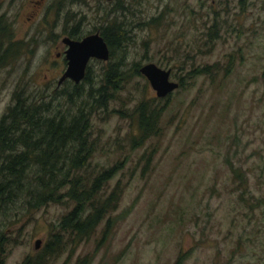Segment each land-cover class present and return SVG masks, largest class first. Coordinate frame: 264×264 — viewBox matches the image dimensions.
Here are the masks:
<instances>
[{"label": "rangeland", "instance_id": "rangeland-1", "mask_svg": "<svg viewBox=\"0 0 264 264\" xmlns=\"http://www.w3.org/2000/svg\"><path fill=\"white\" fill-rule=\"evenodd\" d=\"M239 3L246 12L236 20ZM117 4L128 7L119 22L129 39L108 62L91 61L88 79L97 89L116 62L123 84L91 116L95 150L80 172L92 178L116 165L103 197L118 182L117 207L108 227L106 217L85 241L66 239L46 264H264V0H0L9 35L0 53L13 44L18 51L0 61V119L16 92L30 99L70 92L73 82L57 85L61 39L74 27L82 36L105 27L121 15ZM156 17L159 25L149 23ZM232 26L244 35L236 38ZM147 63L179 83L169 97H156L134 71ZM212 64L218 71L193 75ZM143 99L164 107L160 131L134 146L132 114ZM3 206L0 264H21L41 252L73 202Z\"/></svg>", "mask_w": 264, "mask_h": 264}, {"label": "trees", "instance_id": "trees-1", "mask_svg": "<svg viewBox=\"0 0 264 264\" xmlns=\"http://www.w3.org/2000/svg\"><path fill=\"white\" fill-rule=\"evenodd\" d=\"M121 5L117 4L114 11L121 15L107 22L102 31L111 55L122 49L129 39L125 26L119 22L128 7L118 8ZM149 23L159 25V18H152ZM8 37L6 28L0 31V45L2 39ZM14 46L0 54L14 58L11 55L18 52ZM117 64L109 63L102 85L97 89L86 74L80 83L72 84L70 92L43 94L33 97V102L16 92L15 105L0 119V204L5 207L21 201L29 210L63 197L73 202L41 252L21 264H46L50 257L64 252L68 247L66 239L71 237L76 244L85 241L106 217L105 227L109 226V214L117 207L121 189L117 182L105 197L103 191L114 177L117 166L103 168L92 178H86L80 172L88 166L95 150L90 138L91 116L96 108H106L109 98L122 87L123 75ZM215 67L214 64L197 67L192 73L211 75L212 71H218ZM134 71L139 73L137 67ZM153 101L157 100L143 99L134 109L132 115H135L138 129L133 138L134 146L159 135L164 107L157 102L152 105ZM75 264L89 262L83 258Z\"/></svg>", "mask_w": 264, "mask_h": 264}, {"label": "water", "instance_id": "water-1", "mask_svg": "<svg viewBox=\"0 0 264 264\" xmlns=\"http://www.w3.org/2000/svg\"><path fill=\"white\" fill-rule=\"evenodd\" d=\"M63 43L67 45L65 50L66 69L59 78L57 85L62 84L66 79L75 84L80 83L86 72V67L91 58L108 60L109 48L99 33L85 36L81 40H73L68 37L63 38ZM150 87L155 91L156 97L166 98L179 87V83L170 79L171 71L163 69L154 63H147L139 68ZM41 240L35 241V249L39 248Z\"/></svg>", "mask_w": 264, "mask_h": 264}, {"label": "flooded vegetation", "instance_id": "flooded-vegetation-1", "mask_svg": "<svg viewBox=\"0 0 264 264\" xmlns=\"http://www.w3.org/2000/svg\"><path fill=\"white\" fill-rule=\"evenodd\" d=\"M106 1H109V2H112L113 0H106ZM74 2H80V0H71V3L73 4ZM85 4H86V2H85ZM243 4L241 3H239V5H236V7H238L239 8V11H238V13L236 12V13H234L233 14V17L236 19V20H239V18H240V16H241V13H242V11L245 13L246 12V8L244 7V6H242ZM232 6L229 4V9L231 8ZM231 11V10H230ZM262 12L264 13V4L262 5ZM261 19H262V22L264 23V14L261 16ZM215 26V28H216V25H214ZM4 27H6V24H5V22L3 21H0V31H2L3 30V28ZM104 28V27H103ZM103 28H101V29H99V30H96L94 33H99V35L100 36H102V31H103ZM242 27H235V26H232V28H231V30L233 31V33L235 32V36H236V38H240V37H242L243 35H244V33H243V28L241 29ZM217 30V29H216ZM246 31H248V33L251 31V27H248V30H246ZM90 34H93V33H89V34H87V35H90ZM87 35H84V36H82V35H80L78 32H76V27H74V28H72L71 29V31H69L68 32V34H67V36H64V37H68V38H70V39H73V40H81L82 38H84L85 36H87ZM63 37V38H64ZM103 37V36H102ZM63 38L61 39V43L63 44V46H64V48L62 49V51H58L57 53H56V56L57 57H63V62H64V64H65V68H64V70L62 71V74L64 73V71H65V69H66V58H65V50L67 49V45L65 44V43H63ZM103 39H104V37H103ZM104 41H105V39H104ZM106 42V41H105ZM106 44H107V42H106ZM107 46H108V44H107ZM108 48H109V46H108ZM238 50H240V47H236ZM109 51H110V48H109ZM3 56V57H2ZM16 56V55H15ZM228 56H230V58H229V61H230V63H232V61L234 60V55H228ZM6 57V58H5ZM7 57H8V55H0V60L2 61V62H4V60L5 61H7ZM114 57V55H111V51H110V54H109V58H108V60H100V59H96V58H91L90 60H89V62H88V64H87V67H86V72H85V76H86V74H89L88 72H89V70H90V62L91 61H93V60H96V61H103V62H108L109 60H111L112 58ZM229 63V62H228ZM61 74V75H62ZM60 75V76H61ZM67 81H71V80H68V79H66V80H64L63 82H62V84L64 83V82H67ZM71 82H73V81H71ZM74 83V82H73ZM75 84V83H74ZM61 85V84H60ZM60 85H58V86H60Z\"/></svg>", "mask_w": 264, "mask_h": 264}]
</instances>
